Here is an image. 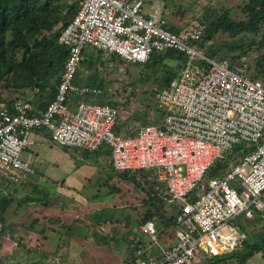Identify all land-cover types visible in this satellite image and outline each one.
Instances as JSON below:
<instances>
[{
	"label": "built area",
	"instance_id": "built-area-1",
	"mask_svg": "<svg viewBox=\"0 0 264 264\" xmlns=\"http://www.w3.org/2000/svg\"><path fill=\"white\" fill-rule=\"evenodd\" d=\"M145 7V0L82 1L58 38L69 54L55 98L38 113L21 99L0 104V175L19 183L33 172L22 155L35 144L38 132L66 148H108L116 173L155 171L165 185L160 197L178 206L174 241L161 256L140 245L133 253L135 261L123 264H197L235 251L245 237L241 221L256 216L264 220V77L250 72L246 58H212L197 47L194 41L206 27L201 18L184 22L176 31L161 9L147 13ZM87 47L140 65L153 54H183L176 76L153 93L159 113L154 121L134 134L117 132L126 107L121 101H91L103 94V87L77 79ZM242 144L255 149L237 156L223 174L208 176ZM5 229L0 210V236ZM140 229L152 243L158 242L154 221ZM0 264L60 263L0 255Z\"/></svg>",
	"mask_w": 264,
	"mask_h": 264
},
{
	"label": "rangeland",
	"instance_id": "rangeland-1",
	"mask_svg": "<svg viewBox=\"0 0 264 264\" xmlns=\"http://www.w3.org/2000/svg\"><path fill=\"white\" fill-rule=\"evenodd\" d=\"M72 1L68 0L65 2L64 7H66V4L72 3ZM161 1L164 3V12L170 15L171 22L184 23L192 18L199 17L205 25L221 12H228L232 18L237 20L245 19L243 8L247 2V0ZM263 33L264 24L258 32L243 34L237 39L242 38L244 41H252L254 45H258ZM84 66L81 68L83 69ZM171 71L175 75L179 68L176 66V62L169 58L159 64L158 62H151L148 65H140L126 63L110 53L101 51L99 52V82L102 84L104 92L103 95L97 97L105 98V94L111 100L121 101L123 107H126L123 117L129 118L132 121V126L136 128L141 122L152 120L150 116L156 110V101L153 98V93L163 85V77ZM92 75H94L93 72ZM128 106H130V109ZM157 114L159 113L157 112ZM147 115H149V118L145 117ZM61 151V154L57 157L59 160H55L52 163L47 162L46 159L43 161L45 166L48 164V172H44L43 175L41 173L34 175L37 178L38 187L42 189V194L49 198L42 195L39 197V192L29 194L26 197H22L21 194L15 195L13 192L10 195L3 191L0 192V209L2 211H4L5 207L2 206L4 203L1 198L12 197L9 198L11 201L10 205H7L11 206L12 209H9L5 229V231L10 233V236H0L2 257H9L8 252L16 247V241L19 240V242L26 244L27 241L33 240L36 244V251H40L42 248L43 250H50L56 247L59 248L57 252L62 257H66V251H69L71 246L70 256H72L73 262H76L75 264H81L88 259V257H82L86 254L87 250H84L86 248L78 244L84 242L81 238V234L84 232L72 230L73 233H76L75 242H73L74 240L69 241L68 235L63 234L68 232L66 226L62 223L67 218L68 211L62 204L76 203L74 198L68 196L69 188L64 189L61 187V183L54 182L64 178L66 179V186H75L86 195L83 196L85 197L83 203H86L88 196L93 210L99 204V209L103 211L109 210L110 214L106 216L113 220V224L108 225V230L101 232L97 228L95 229L93 233H98V237L89 236V240L92 243L101 244L100 253L98 252L91 258L96 257L98 260L99 254L100 257L108 254L111 259L116 258L111 257L113 255L119 254L121 256L122 253L126 255L133 254L136 247L132 245V239L136 235L139 219L137 210L142 211L145 208L141 201L144 193L139 183L130 181L122 176L119 178L118 175L111 179L108 176L107 172L109 170L107 167L103 165L99 167L86 166L82 161H78L80 158H78L77 154L71 155L68 152L69 154L66 155V151ZM72 161L73 163L77 162V167L70 166ZM54 163L60 165L56 167ZM10 185L13 188L21 187V183L11 182ZM98 186L99 197L97 199L89 197L97 192ZM118 189H121L122 192H119ZM56 195L57 197H55ZM241 217L244 218V216ZM90 221L87 218V222L92 223ZM252 222L253 224L255 223V228L248 233V236L262 235L264 233V220L258 217L257 220ZM114 228H116V232H113L115 231L113 230ZM58 233L64 235L62 239H57ZM57 242H59V246L56 245L58 244ZM261 253L263 254V251ZM261 253L254 254L251 259L242 264L260 262L258 259H261Z\"/></svg>",
	"mask_w": 264,
	"mask_h": 264
},
{
	"label": "trees",
	"instance_id": "trees-1",
	"mask_svg": "<svg viewBox=\"0 0 264 264\" xmlns=\"http://www.w3.org/2000/svg\"><path fill=\"white\" fill-rule=\"evenodd\" d=\"M67 1L0 0V104H12L20 98H27L30 92L34 93L38 100L47 101L46 106L55 98L69 54V48L60 44L58 38L61 31L74 19L83 0H73L64 7ZM243 11L245 13L243 20L232 18L228 12L214 16L206 23L203 36L194 41V44L212 58L228 57L234 61L246 58L250 72L264 77V33L258 45H254L252 41H244L242 38L237 39L243 34L256 33L261 29L264 24V0H247ZM166 58L174 60L179 68L177 62L184 56L175 50H169L165 53L153 54L144 65L151 62L159 64ZM176 74L174 75L172 71L168 72L163 77L161 87L168 86ZM254 149L255 145L237 146L224 163L211 169L208 176L223 174L234 161L236 162L237 156ZM116 174L139 183L144 193L141 201L145 208L142 211L137 210L139 217L137 228L139 229L146 221L152 220L161 230V234L173 238L178 206H169L160 197L165 185L157 180L155 171L141 169ZM239 224L244 230V225ZM250 237L247 235L231 256L219 260L236 256L242 262L257 252L264 253V233L260 236L259 242L253 241ZM132 242L136 247L142 243V239ZM210 258H218V256ZM134 261L135 258L131 257L127 262Z\"/></svg>",
	"mask_w": 264,
	"mask_h": 264
},
{
	"label": "crops",
	"instance_id": "crops-1",
	"mask_svg": "<svg viewBox=\"0 0 264 264\" xmlns=\"http://www.w3.org/2000/svg\"><path fill=\"white\" fill-rule=\"evenodd\" d=\"M146 2V10L147 13H152L154 9L159 8L162 10V12L164 13V15L167 17L168 23L171 27V29L173 30H180L181 25L183 23L181 22H171L170 19V15H168L167 13H165V9L163 8V1L161 0H145ZM167 10V9H166ZM85 65V66H84ZM84 68L80 69L79 74H78V81L80 83H85V84H97V85H101L102 84L99 82V52L96 49H93L91 47H87L84 51V60L82 63V66ZM95 70V72H94ZM92 72L94 73V75H92ZM103 95V94H101ZM99 95H96L95 97H97ZM105 98H95V97H90L91 101H95L97 103H103V102H107V103H112V104H117L118 102L116 101V99L111 100V98H107L105 95ZM95 98V99H94ZM21 100H25L28 101L30 106H31V112L32 113H38L40 110L44 109L46 107L47 101H40L38 100L35 96L34 93L30 92V94L27 95V98H20ZM76 101L73 99L72 101V105H75ZM156 112L152 113L151 117V121L155 120V116H156ZM146 118H149V115L145 116ZM127 117H122L121 121L119 122V124L116 126V130L117 132H131L132 134H134L136 132V130H138L140 127H142L143 125L147 124L148 122L143 121L141 122V124L134 128L132 126V121L127 118ZM145 120V119H144ZM34 139H35V144L32 145L31 147L27 148L24 152H23V159H25L26 161L30 162L31 166L33 167V172L25 175L23 177V179L21 180V187L18 188H13L10 184L12 181L10 180H6L3 177H1L0 175V192L3 191L4 193H7L8 195H10L12 192L15 193V195L17 194H21L22 197H26L29 196V194L32 193H38V196L41 197V195L43 197H48L42 194V189L38 187V182H37V178L34 176L37 173H41L43 175L44 172H48V164L47 166H45L43 163V161L46 159L47 162L52 163L55 162V160H59L57 159V157L61 154V150L66 151L65 154L68 155L69 153L71 155L73 154H77L78 158H80V160L78 161H82L84 164H86V166H96L99 167L100 165L105 166L108 168L109 172L108 176L109 178L113 179L115 175H118V177L120 178L119 174H116V172H114L113 167H112V161H111V152L108 148L103 149L101 152L97 151V152H91L88 150H83V149H77V148H66L63 147L57 143H55L49 134L45 133V132H38L34 135ZM60 148V149H57ZM56 152V153H55ZM58 152V153H57ZM69 152V153H68ZM56 155H55V154ZM70 155V156H71ZM51 159H50V158ZM64 157V156H63ZM77 162L70 163V166L72 167H77ZM56 167H58L60 164L58 163H54ZM43 180V179H41ZM86 180V179H85ZM54 182L56 183H61V187L65 188H69L68 190V196L71 198H74L76 200V203L72 204L71 203H63L62 205L65 206V208H67L66 210L68 211L67 214V218H65V220L62 222L65 226L66 229L68 230L67 233H63L65 235H68V240L75 242L76 240V233H73L72 230H81L84 233L81 234V238L82 240H84V242L82 243H78L79 245H82V247L86 248L84 250L86 251L85 256L82 257H88V259L86 261H83V263L81 264H123L125 262H127L131 257H133V254L130 255H126L124 253L121 254V256L118 255H113L111 257H116L114 259H111L110 256H108V254L104 255V257H100L99 254V259L97 260L96 257H93V259L91 258L93 255L95 256L98 252L100 253L99 248L101 247V244H95L92 243L89 240V236H97L98 237V233L94 234L93 232L95 231V229L97 228V230L104 232L106 230H108V225H112L113 224V220H110V218H108L106 215L110 214L109 210H102L99 209V204L96 205V209L93 210L90 200L87 196L86 199V203H83V200L85 199L86 196L83 194V192L80 191V189H77V187L75 186H66V179H59V180H55ZM14 183V182H13ZM58 185V184H57ZM118 191L120 192L121 189H118ZM2 192V193H3ZM6 196V195H5ZM57 197V195L55 196ZM54 197V198H55ZM78 197V199H77ZM89 197H92L94 199H97L99 197V186L97 189V192L93 195H90ZM9 198L12 197H2L1 201L4 203L2 206H4V218L5 221L7 222L8 220V212L10 211L9 209H12L11 206H7L10 205L11 201L9 200ZM49 198V197H48ZM47 201V200H46ZM84 204V205H83ZM93 205V204H92ZM95 205V204H94ZM90 207V208H89ZM90 212V213H89ZM55 215V213H53ZM91 215V216H90ZM84 216V217H83ZM260 218V216H256L254 219H245V221H241L242 224L244 225V230L242 229V227H240L242 229V231L244 232L245 237L248 235V233H250L251 230H253L254 224L252 221L257 220V218ZM87 218H89L92 223H88L87 222ZM259 220V219H258ZM261 225V224H260ZM96 226V227H95ZM138 227V224H137ZM83 229V230H82ZM113 232H116V228H114ZM159 233L161 232V230L158 228ZM88 233V234H85ZM90 233V235H89ZM158 233V234H159ZM2 235H8L10 236V233H8L7 231H5ZM58 238L57 239H62V237L64 235L62 234H57ZM158 242L157 243H152L150 238H148L147 236H145L142 232L141 229L137 228V232L136 235L134 236V238L132 240L137 241L138 239H142V243L138 244L136 246L139 247L140 245H146L149 246L150 248V254L153 255L154 257L158 258L161 256L162 254V250L163 248L169 246L170 244H172V242L174 241V237L170 238L168 235H163V234H159L158 235ZM251 236V235H249ZM257 236V235H256ZM254 236L252 235L250 237V239H252L253 241L259 242L260 236ZM95 237V238H97ZM244 237V238H245ZM243 238V239H244ZM242 239V240H243ZM16 241V239H15ZM16 247L12 248L11 250H9V257L5 259H16V258H24V257H30L33 259H39V258H45L46 259H57L58 263L60 264H75L76 262H73L72 260V256H70V252H71V246H70V250L66 251L65 256L66 257H62L57 251L59 248H53V249H46L43 250V248L40 251H36V244L34 243V241H30V242H19L16 241ZM58 244L56 245H60L59 242H57ZM241 244V242H240ZM132 245L135 246V244ZM1 249H2V244L0 242V255L1 254ZM25 249V251H24ZM242 249V247H241ZM240 250V249H238ZM237 250V251H238ZM236 251V252H237ZM241 251V250H240ZM238 251V252H240ZM259 253V252H257ZM261 253V252H260ZM233 254V252L230 253H226L221 255L220 257L218 256V258H203V261L197 264H242L245 263L246 261H248L249 259L252 258L249 257L247 260L240 262L239 257H233V258H229V259H225V260H219V258L222 257H226V256H231ZM256 254V253H255ZM262 254V253H261ZM37 256V257H36ZM4 258V257H3ZM96 259V260H94ZM94 260V261H93ZM258 261L256 264H264V253L262 254L261 259H258ZM263 262V263H262Z\"/></svg>",
	"mask_w": 264,
	"mask_h": 264
}]
</instances>
